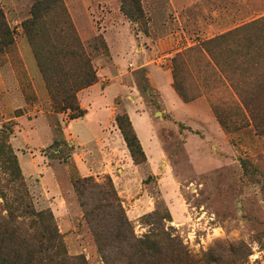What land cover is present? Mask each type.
Here are the masks:
<instances>
[{"label": "rangeland", "instance_id": "1", "mask_svg": "<svg viewBox=\"0 0 264 264\" xmlns=\"http://www.w3.org/2000/svg\"><path fill=\"white\" fill-rule=\"evenodd\" d=\"M35 1L0 0V28L11 32L0 42V264H139L137 241L145 240L166 254L184 247L188 264H264V0H139V21L123 14L120 0H60L41 10L42 36L31 45L22 24ZM223 35L207 47L212 58L195 62L192 53L185 62L190 48L200 50ZM124 43L153 49L151 61L169 71L174 92L172 61L182 56L178 82L193 100L175 94L189 110L166 106L146 68L127 62L119 73L125 65L113 59ZM73 50L101 89L127 85V97L114 99L115 116L127 104L145 113L155 146L139 165V197L149 199L151 212L129 220L132 200L120 198L112 183L114 198L106 176L91 177L85 187L102 253L71 185L72 177H81L70 160L69 113H54L43 78L55 87L60 75H80L76 56L64 58ZM86 89L74 101L82 110L89 105L88 98L82 101ZM83 123L72 129L86 131ZM29 140L51 142L33 150ZM28 154L44 166L55 161L65 167L54 164L48 175L61 182L64 202L52 205L40 172L24 174L20 160ZM102 193L113 198L106 202ZM32 212L42 213L40 219Z\"/></svg>", "mask_w": 264, "mask_h": 264}, {"label": "crops", "instance_id": "2", "mask_svg": "<svg viewBox=\"0 0 264 264\" xmlns=\"http://www.w3.org/2000/svg\"><path fill=\"white\" fill-rule=\"evenodd\" d=\"M151 52H147L146 50L137 47L136 44L132 45V43H124L120 48L121 55L119 54L120 56H117L119 59H113V62L125 65L123 71H121L122 69L120 68L121 70H119V73L126 72L127 62H130L131 66L135 67V69L146 68V70L149 71L153 87L158 94L162 96L161 98L163 99L164 104L172 107L175 105V107H178L179 111L185 113L189 110V107L181 102L171 88V74L168 70L158 71L153 64V61H151V55H149ZM123 56L126 58L124 59ZM149 63L151 64L150 66H148ZM113 84L115 83H111L110 85ZM110 85L101 89L100 82H97L93 86L84 90L82 101L84 102V99L88 98L84 103H89L86 108L81 106L86 111L85 115L76 120L67 119L68 124L66 129L69 130V138L71 140V142H69L72 144L75 151L71 155L70 160L73 162L76 173L81 178L109 177L114 186L116 185L119 197L132 200V202H130V208L127 210V217L129 220L134 221L139 219V215H145L151 212L152 207L146 196L143 195L139 197V168L141 166L139 167V165H136L132 161L122 135L114 125L113 121L116 114V111L113 108L114 99L116 97H127V85L124 87L122 85H117L119 90L116 91L114 90L115 87L112 89L109 88ZM105 95L109 98V102L104 104H100V102L97 103L98 99ZM91 96L94 97L93 100L91 99ZM123 110L129 119L146 158L148 159L147 151H152L155 146L152 141L151 127L146 114L139 113L138 110L130 104H127ZM80 121L85 122L83 124L87 129L86 131L75 132L72 129V126ZM49 142H51V140H47L40 145H34L29 140L31 149L33 150L34 148L38 150L40 148L44 149ZM79 151H82L83 154H79ZM28 155L29 158L23 157L22 160H20V166L22 170L25 171L24 174L32 177L40 172L39 185L45 189V194H47V196L54 199L52 205L56 207L60 200L61 202H64L61 182L54 178H52L53 182H50L48 175L50 173L49 167H53L54 164L58 165V167H61L63 170H65V167L62 164L55 163V161H51L52 163H50V165H47L46 163L44 166L41 157H37L40 158L39 160L36 157L31 159L30 157L33 154ZM66 178L67 177L65 176V179ZM44 186L48 187L45 188Z\"/></svg>", "mask_w": 264, "mask_h": 264}, {"label": "trees", "instance_id": "3", "mask_svg": "<svg viewBox=\"0 0 264 264\" xmlns=\"http://www.w3.org/2000/svg\"><path fill=\"white\" fill-rule=\"evenodd\" d=\"M121 2V11L123 14L128 17L130 20L133 21H139L143 17V13L141 11V6L139 0H120ZM60 3V0H36L35 4L32 9L31 13V19L24 22L22 24V28L24 31V34L26 35L27 39L31 43V45H34L35 42H38L40 37L42 36V33L39 31L40 29V17L39 14L41 10H46L50 8L52 5L58 6ZM1 14H0V26L1 23ZM11 32H9V29L7 27L0 28V42L2 44L6 43L8 40V37L10 36ZM72 36H75L72 32ZM225 35L215 38L213 40L206 41L204 44V47H201L200 50L198 48H190L188 52L190 54H187L184 58L186 63H189L192 57V53H195V59L193 61H198L199 59L205 58L204 55H207L208 57L212 56L211 51L207 49V47H210L219 41L223 40ZM187 52V53H188ZM78 60V63L80 64V75H60L62 78L61 80H58L57 85L54 87L50 82V80L46 77V75H43L45 84H46V90L48 92V96L51 101V107L54 111V113H69L68 114V120H76L82 118L86 111L79 108L78 105L74 104L76 93L80 90L86 89L90 86H93L96 83V76L92 69L89 68L88 64L84 61L83 55L78 50H73L70 53L64 54V58L68 57H74ZM73 58V60H76ZM212 58V57H211ZM182 56H177L173 59V79H174V90L177 93V95L184 101H192L193 98L188 97V91L186 89H182L180 82H178V69L183 64L181 62ZM84 61V63H83ZM82 62V65H81ZM40 69L44 68V64L41 63ZM70 77V78H68ZM75 79V80H74ZM70 83V84H69ZM77 84L76 87V93L71 95V87H74ZM214 114L216 116V119L219 121V123L222 124V121L220 120L219 112L215 109ZM114 125L117 127V129L120 131L122 138L125 142V145L127 147V150L130 154V157L132 161L136 165H141L146 162L145 154L142 150V147L135 135V132L129 122V119L125 113L121 115H116L114 117ZM56 135L62 136V132L59 126H57ZM56 142H54L55 144ZM70 158V157H69ZM244 163V161H243ZM106 180L108 181L110 185V189L114 195V198L116 197V192L114 190L113 184L111 182V179L109 177H106ZM92 182L91 177L86 178H77L72 177L71 178V185L73 188L74 193L78 197L79 205L83 210L84 218L88 221L92 235L95 239V242L97 244L98 250L102 253V243H101V235L96 230V226L93 224L92 216L93 211L88 209L87 205L85 204L83 200V192L85 191V187H88ZM103 200L108 202V199H112L113 196L109 195L108 193H102ZM106 197L108 199H106ZM117 198V197H116ZM50 220H53V217L48 212ZM42 213H33L32 216L35 218L41 217ZM95 226V227H94ZM15 234V232H13ZM137 247L139 249L137 260L139 264H164L165 262L168 263H174V264H188L190 262V258L184 249L182 247L180 250H176L174 252H171L170 254L162 253L159 249V245L155 242H150L148 240L139 242L137 241ZM136 255V254H135ZM164 256V257H163ZM165 263V264H166ZM14 264V263H12Z\"/></svg>", "mask_w": 264, "mask_h": 264}]
</instances>
